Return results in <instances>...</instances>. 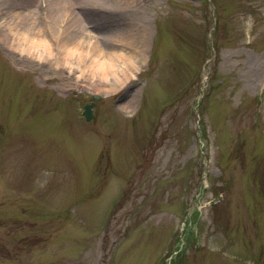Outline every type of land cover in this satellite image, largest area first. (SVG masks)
I'll list each match as a JSON object with an SVG mask.
<instances>
[{
  "label": "rangeland",
  "instance_id": "obj_1",
  "mask_svg": "<svg viewBox=\"0 0 264 264\" xmlns=\"http://www.w3.org/2000/svg\"><path fill=\"white\" fill-rule=\"evenodd\" d=\"M38 1L0 0L54 46L0 26V264H264V0Z\"/></svg>",
  "mask_w": 264,
  "mask_h": 264
},
{
  "label": "bare ground",
  "instance_id": "obj_2",
  "mask_svg": "<svg viewBox=\"0 0 264 264\" xmlns=\"http://www.w3.org/2000/svg\"><path fill=\"white\" fill-rule=\"evenodd\" d=\"M4 1V0H2ZM5 1H14V2H22V3H28L29 1L35 2V0H5ZM87 3L94 0H84ZM112 1V0H106ZM86 3V4H87ZM21 5V3H19ZM38 5L40 9H44L45 7H50L49 15L51 16V23L60 24L59 20L61 22L67 21L70 22V19L72 17H75V12L78 6L75 5L73 0H48V3L44 5V1H38ZM39 9V10H40ZM105 10L108 11V6L105 8ZM34 12V11H33ZM42 11H40L41 13ZM16 13V12H14ZM30 13V12H29ZM39 15V13L37 14ZM19 16V19L21 20H15L14 18ZM30 15L24 13V12H17L12 16V14L7 15L5 12H0V26L6 27V33L7 35L12 36L9 38L8 45H10L12 48H14L16 51L19 50L22 54L27 52L30 55H33L37 58H43L45 52L47 53L48 57H52L54 55L53 50L54 46L51 43V36H47L46 30L44 27L40 28L36 26L37 18L31 17ZM45 21V20H44ZM93 29L97 26V24L93 21ZM24 24V26H22ZM44 25V24H43ZM58 25L55 27L57 29ZM62 30V28H58L56 33L59 30ZM57 37V36H55ZM58 38V37H57ZM79 43H74L71 46H65L64 48L68 49L64 58L66 59L68 55L72 56L73 53L76 52V49L79 48ZM85 51V48H83L80 57L83 55V52ZM97 55L91 62L90 67L93 69L97 62H100ZM110 60L109 65L113 66L114 62L111 58H108ZM104 64H106V60H103ZM104 77H108V72L104 74Z\"/></svg>",
  "mask_w": 264,
  "mask_h": 264
},
{
  "label": "water",
  "instance_id": "obj_3",
  "mask_svg": "<svg viewBox=\"0 0 264 264\" xmlns=\"http://www.w3.org/2000/svg\"><path fill=\"white\" fill-rule=\"evenodd\" d=\"M92 104H87L85 106V111H84V114L86 115V118L87 119H91L92 117Z\"/></svg>",
  "mask_w": 264,
  "mask_h": 264
},
{
  "label": "flooded vegetation",
  "instance_id": "obj_4",
  "mask_svg": "<svg viewBox=\"0 0 264 264\" xmlns=\"http://www.w3.org/2000/svg\"><path fill=\"white\" fill-rule=\"evenodd\" d=\"M1 255H3V256H1ZM10 257H12V254L10 253ZM0 258H3V259H5V258H8L6 255H4L3 254V252L0 250Z\"/></svg>",
  "mask_w": 264,
  "mask_h": 264
}]
</instances>
